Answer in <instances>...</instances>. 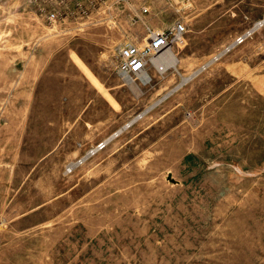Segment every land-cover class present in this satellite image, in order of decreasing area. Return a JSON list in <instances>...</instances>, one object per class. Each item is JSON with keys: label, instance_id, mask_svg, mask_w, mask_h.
Returning a JSON list of instances; mask_svg holds the SVG:
<instances>
[{"label": "rangeland", "instance_id": "obj_1", "mask_svg": "<svg viewBox=\"0 0 264 264\" xmlns=\"http://www.w3.org/2000/svg\"><path fill=\"white\" fill-rule=\"evenodd\" d=\"M263 20L264 0H0V264H264V24L141 116ZM175 22L177 66L129 85L118 48Z\"/></svg>", "mask_w": 264, "mask_h": 264}, {"label": "built area", "instance_id": "obj_2", "mask_svg": "<svg viewBox=\"0 0 264 264\" xmlns=\"http://www.w3.org/2000/svg\"><path fill=\"white\" fill-rule=\"evenodd\" d=\"M53 18L54 15L51 14L50 19ZM185 34V25L182 22H175L167 30L148 29L145 43L142 46L132 43L121 45L117 50L118 74L124 78L134 77L142 85L149 84L151 78L148 74V68L154 66L152 60L162 56L166 50H171L172 46L179 47L184 42ZM247 36L239 37L233 43L234 46L242 44ZM104 147V144H100L96 150H101ZM91 153L93 154V151Z\"/></svg>", "mask_w": 264, "mask_h": 264}, {"label": "water", "instance_id": "obj_3", "mask_svg": "<svg viewBox=\"0 0 264 264\" xmlns=\"http://www.w3.org/2000/svg\"><path fill=\"white\" fill-rule=\"evenodd\" d=\"M261 24H264V20L262 21V23H259L258 26H255L253 29H251L247 34L250 35L251 33H253ZM234 47V44H232L228 49L224 50L223 52H221L218 56L214 57L213 60H211L210 62H208L206 65L202 66L198 71H196L192 76H190V78L188 79L187 82H189L192 78H194L197 74H199L202 70H204L207 66H209L212 62L216 61L217 59H219L220 57H222L227 51H229L230 49H232ZM186 82V83H187ZM185 83V84H186ZM183 85H181L180 87H182ZM179 87V88H180ZM179 88H175L172 91H170L166 96H164L161 100H159L156 104L152 105L150 108H148L147 110H145L144 112L141 113V116H144L145 114H147L150 110H152L154 107H156L158 104H160L161 102H163L164 100H166L170 95H172L177 89ZM137 118H140V116L138 115ZM136 118V119H137ZM135 120L132 121L129 125H127L123 130L129 128L132 124H134ZM123 132L122 130L119 131L118 133ZM115 137V136H114ZM112 139V138H111ZM92 153L87 154L85 157H83L78 164H80L81 162H83L84 160H86ZM78 164H75L74 166H77ZM174 183V181H173Z\"/></svg>", "mask_w": 264, "mask_h": 264}, {"label": "bare ground", "instance_id": "obj_4", "mask_svg": "<svg viewBox=\"0 0 264 264\" xmlns=\"http://www.w3.org/2000/svg\"><path fill=\"white\" fill-rule=\"evenodd\" d=\"M260 23H262V22H260ZM258 25L259 24H257L256 26H258ZM152 63L156 67V69H158L159 72H163L166 69L175 68L178 64V61L175 58V56L173 55V53L171 52V50L168 49V50H166V52H164V54H162V56H160L158 58H154L152 60ZM193 74H191L190 76H192ZM190 76H188V77L183 76L181 79V84L178 85L177 88H179L181 85H184L188 81ZM126 81L128 82L129 85L132 84V80L130 78H127ZM166 95H164V96H166Z\"/></svg>", "mask_w": 264, "mask_h": 264}]
</instances>
